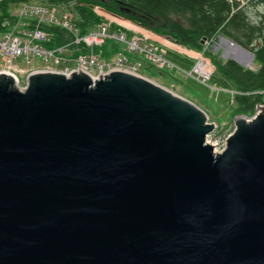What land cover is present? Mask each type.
I'll use <instances>...</instances> for the list:
<instances>
[{
    "label": "water",
    "instance_id": "obj_1",
    "mask_svg": "<svg viewBox=\"0 0 264 264\" xmlns=\"http://www.w3.org/2000/svg\"><path fill=\"white\" fill-rule=\"evenodd\" d=\"M14 79L0 73V264H264V112L215 151V123L139 74Z\"/></svg>",
    "mask_w": 264,
    "mask_h": 264
},
{
    "label": "trees",
    "instance_id": "obj_2",
    "mask_svg": "<svg viewBox=\"0 0 264 264\" xmlns=\"http://www.w3.org/2000/svg\"><path fill=\"white\" fill-rule=\"evenodd\" d=\"M26 2H38L48 6H56L58 12L69 11L72 14L71 23L79 35H84L97 27L103 21L96 13L99 6L113 14L132 20L142 27L161 36H167L182 46L209 56L215 65L208 84L220 88L216 98L227 96V102L233 101L236 113L252 112L255 104L264 102V15L259 20L252 19L248 14V6L240 5L239 1L230 0H1L0 1V29L10 30L16 17L13 10ZM254 6L263 5L264 0H252ZM33 22V21H32ZM40 27L50 32L49 41L42 44L46 48L55 49L69 45L74 40V33L67 28L55 24L42 23ZM122 30L126 37L133 32L110 24V31ZM221 35L234 43L250 50L253 60L259 63L257 70L243 66L237 61L223 59L208 49L204 40H210ZM73 55L87 53L89 49L83 44L69 46ZM78 47V50L75 48ZM92 51L109 61L114 55L126 54L138 59V55L125 50L124 44L114 39H106ZM164 57L175 67L176 71L191 70L194 59L185 54L166 49ZM143 65H151L144 58H140ZM167 71L168 69H160ZM190 83L211 90L198 81L188 78ZM225 91V92H224Z\"/></svg>",
    "mask_w": 264,
    "mask_h": 264
},
{
    "label": "built area",
    "instance_id": "obj_3",
    "mask_svg": "<svg viewBox=\"0 0 264 264\" xmlns=\"http://www.w3.org/2000/svg\"><path fill=\"white\" fill-rule=\"evenodd\" d=\"M15 10L16 12H13L16 17L14 26L10 30L0 29V73L4 72L13 75L15 80L17 79V83V73L23 70L14 65L18 59H21V62L25 63L36 58H40L44 62L52 61L55 65H62L61 69L50 70V68H43L40 70L58 72L65 75H70L73 71H82L92 77L94 75L89 68H93L94 66L100 68V72L96 76L97 78L109 73L113 69H122L136 73L137 67L140 65L139 61L131 63L126 56H123L118 57L116 61L107 62L106 64V62H102V59L92 51L94 47L100 46L106 39H114L123 43L129 52L142 53L144 58L157 68L174 67L172 63L164 58L165 49L152 43L142 45L140 44V40H143V38L136 35L128 38L122 31L111 32L109 24L101 23L88 33L79 35L77 29L73 28L71 23L72 14L69 11L58 12L56 6L36 3H23L17 6ZM42 23L55 24L69 29L74 33V40L70 44L77 45L83 43L89 49V52L73 55V50L69 47L70 44L55 49L46 48L42 43L49 41L50 32L40 27ZM223 41L222 37H218L216 40H211L208 44H213L215 49L218 50ZM170 44L172 46L174 45L173 43ZM78 49V47L75 48V50ZM234 50L228 51L227 46L225 50L226 56L228 53L233 57L235 55L234 53L238 54L237 50ZM194 57L195 64L192 69L187 72L183 71V73L186 76L193 77L202 84H206L215 67L211 60L201 53ZM69 60H72L74 65L77 64V66L69 68L64 65ZM106 67L107 69H105ZM211 88L216 89L215 87ZM255 106L256 113L264 112V102H259ZM210 135L207 136L208 142ZM228 135L224 136L221 142L216 140L209 143L212 144L215 151H221L225 146Z\"/></svg>",
    "mask_w": 264,
    "mask_h": 264
},
{
    "label": "rangeland",
    "instance_id": "obj_4",
    "mask_svg": "<svg viewBox=\"0 0 264 264\" xmlns=\"http://www.w3.org/2000/svg\"><path fill=\"white\" fill-rule=\"evenodd\" d=\"M231 1H239L240 5H245L248 6V14L249 16L254 19V20H259L262 15H264V6L263 5H253L251 4L252 0H231ZM31 3H36L38 2H31ZM16 12L14 9L13 12ZM98 11L101 13L100 15L102 16V19L104 23L110 24L112 23H118V25H122L121 22L116 20V16L114 14L109 13V11L105 9H100L98 8ZM14 12V13H15ZM106 14V16L104 15ZM109 15H112L110 17ZM116 15V14H115ZM123 20H129L127 18L121 17ZM132 24L136 26L129 27L131 31H135L138 27L143 28L141 25H139L136 22H133L132 20H129ZM119 25V26H120ZM136 33V32H134ZM133 33V34H134ZM137 34V33H136ZM163 38V37H162ZM140 44H146L148 43L147 40L143 38V40H140ZM166 42V41H165ZM227 42V41H226ZM226 42H221L220 48L217 50L213 46V44H208L206 46V49H210L212 52L215 54H218L219 56L224 57L225 50L227 49ZM175 46V45H174ZM209 50V51H210ZM191 53V52H190ZM135 54V53H134ZM138 55V59L141 60L140 58H144L141 54H136ZM115 56V57H114ZM109 61H116L118 57H123L121 53L118 52V54L114 55ZM125 57V56H124ZM227 57L232 58L233 56L228 53ZM102 58V57H101ZM131 63H134L138 59H133L131 57H128ZM235 58V57H234ZM102 62H109L102 58ZM237 61V60H235ZM17 66L20 69H23L22 71H19L17 73L19 82L15 84L16 87L22 88L26 85V78H27V73L29 71H32L34 69H43V68H50V70H56V69H61L62 65H55L54 62H44L41 61L40 58L36 59H31L30 62L25 63L21 62V59H18L15 61ZM109 62V63H110ZM128 62V61H127ZM102 64V63H101ZM150 64V63H149ZM64 65L68 66L69 68L77 66V64L74 65L72 60L67 61ZM152 65V64H151ZM104 66V65H103ZM244 66V65H243ZM246 66H248L252 70H257L259 67V63L255 62L253 60V57L251 58L250 63H248ZM91 73L94 76H97L100 72V68L98 66H94L93 68H89ZM107 69V67L105 68ZM137 73L143 77L149 78L152 81L156 82L160 86L166 88L167 90L173 92L174 94L185 98L195 104L198 108H200L206 115H207V121L215 123L216 127L214 131L211 133L209 137V142L212 143L216 140H219L221 142L222 138L226 135H228L230 132L233 131L234 129V119L237 115H246V117H251L255 112H256V106L253 108L252 112H246V113H236L233 109V101L230 99L227 102V96L223 95L221 97L216 98V93L211 91V90H206L205 88H202L201 86L197 85L196 83H190L188 81V77L186 76L185 73H182L181 71H161L157 67L149 66V65H139L137 67ZM194 79V78H192ZM225 92V91H224ZM264 98V95H263Z\"/></svg>",
    "mask_w": 264,
    "mask_h": 264
},
{
    "label": "crops",
    "instance_id": "obj_5",
    "mask_svg": "<svg viewBox=\"0 0 264 264\" xmlns=\"http://www.w3.org/2000/svg\"><path fill=\"white\" fill-rule=\"evenodd\" d=\"M98 8L100 7H97L96 10H98ZM102 9V8H100ZM110 17H112V15H109ZM117 20H119L121 23H124V24H128V25H131L129 22H127L126 20H123L119 17H116ZM135 32L137 33L138 36L140 37H144L147 39V42L149 43H153V44H156L158 45L159 47H166L165 46V40L162 38V36H159L145 28H141V27H138ZM182 49V48H181ZM180 52H183L189 56H193L194 55V51H190L188 49H182ZM191 52V53H190Z\"/></svg>",
    "mask_w": 264,
    "mask_h": 264
},
{
    "label": "bare ground",
    "instance_id": "obj_6",
    "mask_svg": "<svg viewBox=\"0 0 264 264\" xmlns=\"http://www.w3.org/2000/svg\"><path fill=\"white\" fill-rule=\"evenodd\" d=\"M224 42H226V40ZM226 44H228V43L226 42ZM227 46H228V51H230L232 49L237 50L238 54L234 53L235 54L234 57L236 59H238L239 61H241L245 65H247L248 63H250L252 57H251V55L247 51L242 50V49H240V48H238L236 46H232L230 44H228ZM92 78L93 79H96L97 77L96 76H92ZM14 82L17 83V79L16 80L14 79Z\"/></svg>",
    "mask_w": 264,
    "mask_h": 264
}]
</instances>
